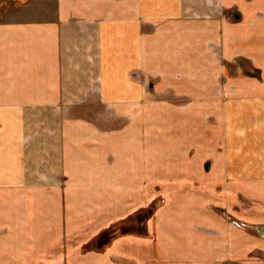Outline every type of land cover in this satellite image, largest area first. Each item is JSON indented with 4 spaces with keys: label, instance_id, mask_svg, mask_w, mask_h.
<instances>
[{
    "label": "crops",
    "instance_id": "0c3cea01",
    "mask_svg": "<svg viewBox=\"0 0 264 264\" xmlns=\"http://www.w3.org/2000/svg\"><path fill=\"white\" fill-rule=\"evenodd\" d=\"M18 2L0 264H264V0Z\"/></svg>",
    "mask_w": 264,
    "mask_h": 264
},
{
    "label": "rangeland",
    "instance_id": "374dc122",
    "mask_svg": "<svg viewBox=\"0 0 264 264\" xmlns=\"http://www.w3.org/2000/svg\"><path fill=\"white\" fill-rule=\"evenodd\" d=\"M14 3H15V5H12L10 8L7 7V6L4 7V8H1L0 7V21L3 20V17H4V15H5L6 12H10L12 10H17V8H18V6L16 4L17 2H14ZM165 97L168 98L167 96H165ZM165 97H163V98H165ZM192 184H193V187L194 188H196L198 186V183H192ZM180 186H183V184H180ZM186 186H191V185L190 184H187ZM199 186L202 187L204 185H202V183H201V184H199ZM214 186H218V185H214ZM155 190L156 191H159V188H157ZM202 192L210 194L213 191L211 190V188L210 189L209 188H206V189L204 188L202 190ZM156 196L158 197V195H156ZM161 203H162L161 199H155V201H154V208H153L154 212H156L159 209V206H160ZM138 221L141 222L142 221V218H138Z\"/></svg>",
    "mask_w": 264,
    "mask_h": 264
},
{
    "label": "trees",
    "instance_id": "16d2710c",
    "mask_svg": "<svg viewBox=\"0 0 264 264\" xmlns=\"http://www.w3.org/2000/svg\"><path fill=\"white\" fill-rule=\"evenodd\" d=\"M14 2H17L16 4H17V6H18V7H20V6H21V3H19V2H18V0H15V1H13V2H9V3L7 2L5 6H3V4H2L0 7H1V8H4V7H6V6H7V7H9V8H10L12 5H15V3H14Z\"/></svg>",
    "mask_w": 264,
    "mask_h": 264
}]
</instances>
